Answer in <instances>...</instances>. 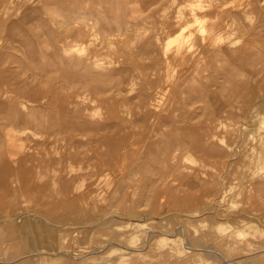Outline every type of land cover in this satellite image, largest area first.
Returning <instances> with one entry per match:
<instances>
[{"label":"rangeland","instance_id":"374dc122","mask_svg":"<svg viewBox=\"0 0 264 264\" xmlns=\"http://www.w3.org/2000/svg\"><path fill=\"white\" fill-rule=\"evenodd\" d=\"M49 1L0 0V101L67 93L74 131L0 111V264H264V0H139L121 32L90 0L110 34L60 43L74 68Z\"/></svg>","mask_w":264,"mask_h":264},{"label":"crops","instance_id":"0c3cea01","mask_svg":"<svg viewBox=\"0 0 264 264\" xmlns=\"http://www.w3.org/2000/svg\"><path fill=\"white\" fill-rule=\"evenodd\" d=\"M89 1L90 0H50L48 6L47 5L41 6L40 11L43 9L44 10L41 11L40 14H42V16L49 15V18H45L46 17L45 16L40 21H38V23L36 24L39 25L40 28L44 29L45 33L47 31H50L49 34L58 35L57 38L55 37V39H51L50 46L47 47L48 48L47 52L49 53L52 52L56 54V60L58 62L61 60H64V58L62 59L61 57L62 45H60V43H65L68 41H69V44L72 41L79 42L81 37L82 38L89 37L90 29L97 30L98 33L97 32L95 33L98 34V39H99V35H101L103 37L102 39L105 40L107 38L106 35L110 34L108 32L109 31L108 28H110V25H106L107 18H110L109 17L110 10H107L105 14L100 11L91 10ZM119 1H120V4H119ZM119 1H118V6L113 7L115 10H119V17L114 18V22H113L114 32H121L122 30H127L128 28H131V27H137L135 25H138V23H135L130 19L131 17L130 14H134V13L142 14L141 12L144 11L146 7H143L139 0H134V1L133 0H119ZM109 3H112V1L111 0L105 1V4H109ZM77 13H79L81 16L76 15ZM101 14H104V15H101ZM88 15L90 17H88ZM94 15H97L99 19L97 18L96 20H94L93 19ZM98 15H101V16H98ZM153 15H155V13L151 15H147L145 19L143 18V21L151 25L153 22L151 18H153V20L155 18ZM68 16L69 18H67ZM76 16H80V17H76ZM85 16H87L88 18ZM148 16H151V17H148ZM90 22L93 23V26L92 25L90 26ZM52 30L55 31V33H53ZM47 38H48V35H43V37L41 36L39 40L41 39V41L43 40L45 41ZM47 58L50 59L49 57ZM64 61L72 64L70 65L72 68H74L76 65V63L74 62V59L72 58H68V60H64ZM83 61L84 60H82V62ZM78 64L81 65L79 61H78ZM81 77L83 79L90 77L89 67L88 69H86L84 65L82 66ZM22 88L26 89L25 86H23ZM7 91L8 89L4 91L3 96L6 95L5 92L7 93ZM171 92L172 90L169 89V91L165 92V94L169 95ZM33 93L35 94V96L33 97L35 100H30V98H28L29 100L27 102L29 103V105L24 102L21 103L20 101H9V100L6 101L4 99L0 101V111L4 115L3 118L7 119L8 121H11L10 123L13 125H19V127L20 125H25L26 128L31 127V126H36L38 129H42L44 125H48L47 128H49L50 130L54 132L61 131L62 133H66V132L74 131V125H75L74 120H73V115H74L73 107L74 106H73V102L71 103L68 102L69 98H68L67 93L65 94L63 92H57L56 94H54V97L52 96V94L49 95L46 98L47 101L40 100L39 102H38V98H40L41 94L44 92L40 89H36L35 92ZM25 99H27V96H25ZM30 104H33L36 106L30 107ZM146 104H151L152 105L151 108H152L153 106H156L157 104L159 107L161 103L158 102L157 98H154V101L146 102ZM34 123L36 125H33ZM184 132L185 134H187L189 131L184 129ZM198 136L199 137H197V141L198 140L200 141V135ZM172 142H173L172 144H169L170 147H177V148L182 149L181 147H183L184 143L182 144V143H174V141ZM211 152H213V154H218V151L212 150V148H210L209 150V153ZM205 154L207 153L205 152ZM118 159H116L117 161L112 163L115 168L114 171L119 173V172L127 170L128 167L127 165H125L124 160L123 159L118 160ZM12 167L13 165L9 161L7 162L0 161V169L2 171L10 172L12 170ZM21 168H22L20 170L21 173L22 172L25 173L23 174L24 180H25V175L26 174L28 175L30 171H27L25 167L24 168L21 167ZM0 182L3 185L5 184V188L6 186H8L7 179L1 178ZM68 186H69V181H64L63 187L67 189ZM42 227H43L42 225L33 226V230H35L38 233V236H39V238H37L38 241L41 240V234L39 233V230H41Z\"/></svg>","mask_w":264,"mask_h":264},{"label":"bare ground","instance_id":"6f19581e","mask_svg":"<svg viewBox=\"0 0 264 264\" xmlns=\"http://www.w3.org/2000/svg\"><path fill=\"white\" fill-rule=\"evenodd\" d=\"M28 1V0H27ZM112 1V0H111ZM134 1V0H133ZM110 4V3H109ZM139 5H140V3H139ZM82 9V8H81ZM114 9V8H113ZM67 13V12H66ZM81 16V15H80ZM85 17H87V16H85ZM88 17H90L89 15H88ZM87 17V18H88ZM67 18H69V16L67 17ZM99 19V18H98ZM65 20H66V18H65ZM66 22V21H65ZM68 22V21H67ZM62 24V23H61ZM46 58V57H45ZM47 59V58H46ZM261 60H262V58H261ZM191 134V133H190ZM192 135V134H191Z\"/></svg>","mask_w":264,"mask_h":264}]
</instances>
